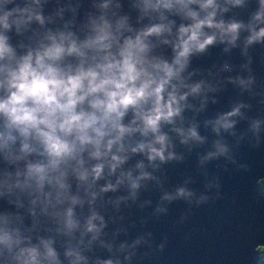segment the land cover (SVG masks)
I'll return each mask as SVG.
<instances>
[{"label":"clouds","instance_id":"1","mask_svg":"<svg viewBox=\"0 0 264 264\" xmlns=\"http://www.w3.org/2000/svg\"><path fill=\"white\" fill-rule=\"evenodd\" d=\"M257 49L264 0H0V264H155L264 151Z\"/></svg>","mask_w":264,"mask_h":264},{"label":"water","instance_id":"2","mask_svg":"<svg viewBox=\"0 0 264 264\" xmlns=\"http://www.w3.org/2000/svg\"><path fill=\"white\" fill-rule=\"evenodd\" d=\"M255 54L254 68L264 78V63L259 62L264 51L257 49ZM240 161L251 165L252 174L221 173L223 198L194 210L183 227L172 228L184 210L182 204L173 205L168 217L150 225L158 240L167 234L170 241L155 264H254L253 242L264 237V198L256 186V178L264 176V151L242 147ZM190 168L191 162L170 175L175 181L180 172ZM186 233H191L188 240L184 239Z\"/></svg>","mask_w":264,"mask_h":264},{"label":"trees","instance_id":"3","mask_svg":"<svg viewBox=\"0 0 264 264\" xmlns=\"http://www.w3.org/2000/svg\"><path fill=\"white\" fill-rule=\"evenodd\" d=\"M261 183L264 184V180H262Z\"/></svg>","mask_w":264,"mask_h":264}]
</instances>
